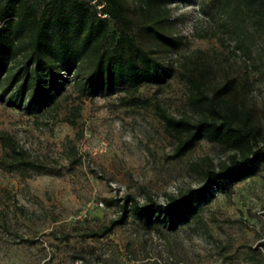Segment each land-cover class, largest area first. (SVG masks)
Returning a JSON list of instances; mask_svg holds the SVG:
<instances>
[{
	"label": "rangeland",
	"instance_id": "374dc122",
	"mask_svg": "<svg viewBox=\"0 0 264 264\" xmlns=\"http://www.w3.org/2000/svg\"><path fill=\"white\" fill-rule=\"evenodd\" d=\"M170 14L178 42L164 54L163 81L139 93L195 118L182 73L205 68L216 83L233 73L264 127V26L256 13L245 23L250 50L238 46L214 0H172ZM132 95L121 87L81 96L68 84L44 112L0 98V132L40 165L0 166V264H264V163L212 186L180 219L130 211L109 235L84 237L118 215L112 199L165 204L234 152L204 136L171 157L177 138L155 103L138 106ZM4 151L0 141V158Z\"/></svg>",
	"mask_w": 264,
	"mask_h": 264
},
{
	"label": "trees",
	"instance_id": "16d2710c",
	"mask_svg": "<svg viewBox=\"0 0 264 264\" xmlns=\"http://www.w3.org/2000/svg\"><path fill=\"white\" fill-rule=\"evenodd\" d=\"M0 0V98L10 105L44 112L59 104L58 95L71 84L81 96L103 88H130V100L138 106L155 103L158 114L177 138L171 157L184 155L206 136L234 152L227 161L205 170L204 183L190 187L168 202L150 197L141 204L131 195L119 204V213L99 227L84 231L85 238L100 239L123 223L130 211L150 218L158 212L174 221L193 210L197 199L212 186L221 185L264 163V127L247 104V91L237 76L216 83L212 75L186 71L189 101L199 115L177 116L151 96L139 93L143 86H160L165 71L164 54L178 42L172 32V0ZM220 14L232 20V36L238 46L246 42L248 16L264 26V0H214ZM104 4L99 9L97 4ZM103 11L108 16H102ZM115 26L110 34L109 27ZM252 34V33H250ZM122 98L127 100L126 95ZM7 170L38 166L5 131L0 132ZM40 166V165H39ZM38 166V167H39ZM238 178V177H237Z\"/></svg>",
	"mask_w": 264,
	"mask_h": 264
},
{
	"label": "built area",
	"instance_id": "2783aa9c",
	"mask_svg": "<svg viewBox=\"0 0 264 264\" xmlns=\"http://www.w3.org/2000/svg\"><path fill=\"white\" fill-rule=\"evenodd\" d=\"M96 2H97V0H93V3H96ZM103 5H104V4H102V3L97 4V6H98L99 9H102ZM99 13H100L102 16H108L107 13H105V12H103V11H101V10H100Z\"/></svg>",
	"mask_w": 264,
	"mask_h": 264
}]
</instances>
